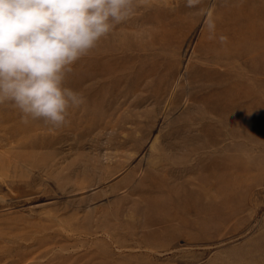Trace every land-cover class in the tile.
Returning <instances> with one entry per match:
<instances>
[{"label":"rangeland","instance_id":"obj_1","mask_svg":"<svg viewBox=\"0 0 264 264\" xmlns=\"http://www.w3.org/2000/svg\"><path fill=\"white\" fill-rule=\"evenodd\" d=\"M66 86L0 105V264H264V0H146Z\"/></svg>","mask_w":264,"mask_h":264},{"label":"clouds","instance_id":"obj_2","mask_svg":"<svg viewBox=\"0 0 264 264\" xmlns=\"http://www.w3.org/2000/svg\"><path fill=\"white\" fill-rule=\"evenodd\" d=\"M145 2L0 0V105L11 103L25 124L65 126L70 110L85 102L66 86L73 65Z\"/></svg>","mask_w":264,"mask_h":264}]
</instances>
